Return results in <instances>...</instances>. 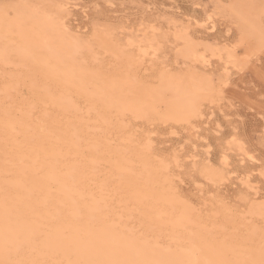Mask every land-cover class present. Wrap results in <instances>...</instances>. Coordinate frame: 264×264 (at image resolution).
<instances>
[{"label":"bare ground","instance_id":"1","mask_svg":"<svg viewBox=\"0 0 264 264\" xmlns=\"http://www.w3.org/2000/svg\"><path fill=\"white\" fill-rule=\"evenodd\" d=\"M65 5L0 2V264H261L264 201L202 213L173 184L178 153L155 154L136 129L154 108L187 123L212 94L189 70L147 64L153 72L139 75L149 51L159 56L155 33L124 46L107 27L80 38ZM263 7L235 0L225 12L264 46ZM243 53L225 55L236 64ZM208 55L221 59V50L197 42L187 53L203 65ZM199 170L210 180L224 175Z\"/></svg>","mask_w":264,"mask_h":264},{"label":"rangeland","instance_id":"2","mask_svg":"<svg viewBox=\"0 0 264 264\" xmlns=\"http://www.w3.org/2000/svg\"><path fill=\"white\" fill-rule=\"evenodd\" d=\"M2 1L7 0H0ZM62 1L66 3L67 25L71 32L81 36L80 38H90L96 30L107 27L112 39L124 46L134 37L138 39L149 32L155 33L162 41L159 56L149 51L144 58L150 59L142 58L144 63L141 61L139 70L144 72L140 70L139 75L152 73L160 66L186 74L189 70L194 80L214 97V101L203 102L202 114L189 115L187 123L172 121L160 112V108L151 111L149 121L144 118L136 120L137 131L142 134L147 131L155 154L163 157L164 153L167 158L171 153L169 157L173 158L175 153H180L179 157L176 154V158L180 159L179 164L177 163L179 166L173 163V166H170L172 176L177 174V179L172 178L173 184L184 198L192 205L195 204V209L206 213L220 203L242 210L249 200L264 201L263 37L254 30L249 31L240 26L238 21L227 15L225 9H229L235 0ZM259 11L264 22V7ZM185 31L186 35L183 34ZM176 33L181 36L177 37ZM197 42L219 47L221 59L219 56L208 55L210 63H193L187 53ZM238 47L244 53L241 62L234 64L227 60L225 54L228 50ZM161 61L163 63H160ZM147 64L151 65L153 70ZM141 65L143 67H140ZM193 66H196V70L188 69ZM223 78H226V85L225 81L222 82ZM238 144L242 150L237 147ZM224 161H227L228 165H224ZM206 166L213 172H224L223 178L213 177L210 180L204 177L199 169ZM194 189L198 190V193ZM202 192L205 194L202 195ZM206 195L213 198L208 196L200 199Z\"/></svg>","mask_w":264,"mask_h":264},{"label":"snow or ice","instance_id":"3","mask_svg":"<svg viewBox=\"0 0 264 264\" xmlns=\"http://www.w3.org/2000/svg\"><path fill=\"white\" fill-rule=\"evenodd\" d=\"M261 264H264V261H262Z\"/></svg>","mask_w":264,"mask_h":264}]
</instances>
